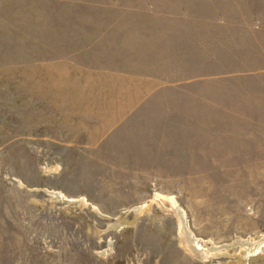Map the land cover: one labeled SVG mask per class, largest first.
<instances>
[{"label":"rangeland","instance_id":"374dc122","mask_svg":"<svg viewBox=\"0 0 264 264\" xmlns=\"http://www.w3.org/2000/svg\"><path fill=\"white\" fill-rule=\"evenodd\" d=\"M0 264H264V0H0Z\"/></svg>","mask_w":264,"mask_h":264},{"label":"bare ground","instance_id":"6f19581e","mask_svg":"<svg viewBox=\"0 0 264 264\" xmlns=\"http://www.w3.org/2000/svg\"><path fill=\"white\" fill-rule=\"evenodd\" d=\"M172 203H173V206H176V201L171 199ZM179 209V208H178ZM180 217H181V214H179ZM182 218V217H181ZM181 222L183 225H185L184 221H183V218L181 219ZM186 226V225H185ZM184 229V233L185 235L187 236V239H188V246L189 248L197 253V254H200V255H207L209 256L210 253L212 254H221V250L219 249L218 246L216 245H213V246H204V245H201L200 242H198L196 239L193 238L191 232L188 231V233L186 232L185 228ZM187 229V228H186ZM196 238V237H195ZM249 241V240H248ZM243 242V241H241ZM236 243V242H235ZM246 240L243 242V245L246 244ZM197 245V246H196ZM248 246V245H247ZM226 247V245L224 246ZM227 248V247H226ZM228 249V248H227ZM224 252V251H223Z\"/></svg>","mask_w":264,"mask_h":264},{"label":"water","instance_id":"95a60500","mask_svg":"<svg viewBox=\"0 0 264 264\" xmlns=\"http://www.w3.org/2000/svg\"><path fill=\"white\" fill-rule=\"evenodd\" d=\"M176 207L179 208V211H180V213H181V217L183 218V221H184V223H185V225H186L187 230H188L189 232H191V230L189 229V227H188V225H187V218H186V213H185L184 209L179 205L178 202H176ZM117 225H118V224L115 223V224H113L112 226H117ZM191 233H192V232H191ZM192 234H193V233H192Z\"/></svg>","mask_w":264,"mask_h":264}]
</instances>
